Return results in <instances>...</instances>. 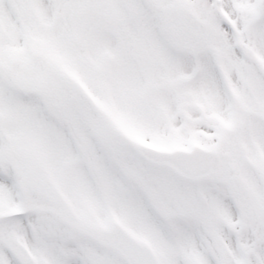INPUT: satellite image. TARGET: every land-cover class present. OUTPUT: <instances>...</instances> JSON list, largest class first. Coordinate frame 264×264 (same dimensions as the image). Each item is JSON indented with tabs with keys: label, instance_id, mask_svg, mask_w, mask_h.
I'll return each mask as SVG.
<instances>
[{
	"label": "snow or ice",
	"instance_id": "6c2138e0",
	"mask_svg": "<svg viewBox=\"0 0 264 264\" xmlns=\"http://www.w3.org/2000/svg\"><path fill=\"white\" fill-rule=\"evenodd\" d=\"M0 264H264V0H0Z\"/></svg>",
	"mask_w": 264,
	"mask_h": 264
}]
</instances>
